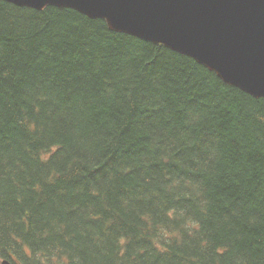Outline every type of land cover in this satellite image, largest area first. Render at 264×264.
<instances>
[{
    "label": "trees",
    "instance_id": "obj_1",
    "mask_svg": "<svg viewBox=\"0 0 264 264\" xmlns=\"http://www.w3.org/2000/svg\"><path fill=\"white\" fill-rule=\"evenodd\" d=\"M264 264V98L69 8L0 0V262Z\"/></svg>",
    "mask_w": 264,
    "mask_h": 264
},
{
    "label": "water",
    "instance_id": "obj_2",
    "mask_svg": "<svg viewBox=\"0 0 264 264\" xmlns=\"http://www.w3.org/2000/svg\"><path fill=\"white\" fill-rule=\"evenodd\" d=\"M69 8L186 55L225 83L264 97V0H4ZM1 264H12L8 260Z\"/></svg>",
    "mask_w": 264,
    "mask_h": 264
}]
</instances>
